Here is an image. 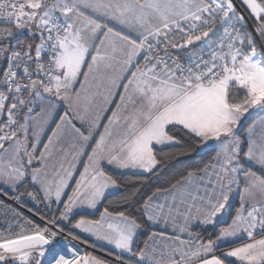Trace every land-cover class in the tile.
<instances>
[{
  "label": "snow or ice",
  "instance_id": "obj_1",
  "mask_svg": "<svg viewBox=\"0 0 264 264\" xmlns=\"http://www.w3.org/2000/svg\"><path fill=\"white\" fill-rule=\"evenodd\" d=\"M0 264H264V0H0Z\"/></svg>",
  "mask_w": 264,
  "mask_h": 264
}]
</instances>
